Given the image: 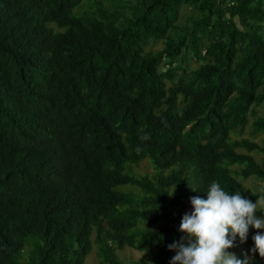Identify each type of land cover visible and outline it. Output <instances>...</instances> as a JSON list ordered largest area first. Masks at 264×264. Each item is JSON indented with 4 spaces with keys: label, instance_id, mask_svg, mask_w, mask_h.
Listing matches in <instances>:
<instances>
[{
    "label": "trees",
    "instance_id": "16d2710c",
    "mask_svg": "<svg viewBox=\"0 0 264 264\" xmlns=\"http://www.w3.org/2000/svg\"><path fill=\"white\" fill-rule=\"evenodd\" d=\"M249 176L264 0H0V264H169L189 198Z\"/></svg>",
    "mask_w": 264,
    "mask_h": 264
},
{
    "label": "clouds",
    "instance_id": "9594fccd",
    "mask_svg": "<svg viewBox=\"0 0 264 264\" xmlns=\"http://www.w3.org/2000/svg\"><path fill=\"white\" fill-rule=\"evenodd\" d=\"M150 138L140 130V141ZM142 150L136 147L138 154ZM204 192L206 198H189L192 209L182 215L178 229L183 235L167 245L175 252L169 264H254L257 252L264 258V215H257L264 213V207H258L260 199L253 202L240 191H226L217 180H211ZM250 227L258 230L251 237L252 247L240 255L227 251L237 246V238L241 244L247 241Z\"/></svg>",
    "mask_w": 264,
    "mask_h": 264
},
{
    "label": "rangeland",
    "instance_id": "374dc122",
    "mask_svg": "<svg viewBox=\"0 0 264 264\" xmlns=\"http://www.w3.org/2000/svg\"><path fill=\"white\" fill-rule=\"evenodd\" d=\"M190 66L192 67V66H194V64H195V62L193 61V60H191L190 61ZM259 111H260V109H259ZM254 116L255 115H253L252 113H249L248 114V122H250L253 118H254ZM248 129V127H246L244 130V134H246V130ZM254 139L256 140V141H258L259 140V135H257L256 137H254ZM141 166H144V169L145 170H149V167L147 166V164H144L143 165V163H142V165ZM244 181V184L245 185H248L249 187H251L253 190H257V189H259L260 187H264V181H261V180H258V179H256L255 177H253V176H249L248 178H246V179H244L243 180ZM259 199H260V203L258 204V207H262V205H263V203H264V196H261V197H259ZM187 206H189V204L187 205ZM188 209L189 210H191L192 209V205H191V208H185L184 209V212H186V211H188ZM182 214H184V213H182ZM181 214V215H182ZM257 215H264V213H260V212H258L257 213ZM180 224V223H179ZM156 226V225H155ZM155 226H153V227H155ZM177 228L179 229V226H177ZM256 231H258V230H256V229H254V228H251L250 227V229H249V235H251V237H252V235L256 232ZM179 232V231H178ZM180 233V235H183V233H181V232H179ZM236 244H237V246L235 247V248H232V249H228L227 251H234V252H236V253H241L242 251H247L246 250V246H245V244L243 243V244H241L240 243V241H239V238L237 239V241H236ZM140 253H141V251L140 250H137V249H135V250H129V249H125L124 250V257L123 258H126V257H128V256H131V257H134V258H137L139 255H140ZM249 255H251V253H249ZM169 258H171V257H167V259H169ZM260 264H264V258H261L260 257Z\"/></svg>",
    "mask_w": 264,
    "mask_h": 264
}]
</instances>
